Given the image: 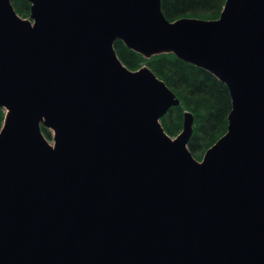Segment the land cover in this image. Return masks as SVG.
Segmentation results:
<instances>
[{"label": "water", "instance_id": "water-1", "mask_svg": "<svg viewBox=\"0 0 264 264\" xmlns=\"http://www.w3.org/2000/svg\"><path fill=\"white\" fill-rule=\"evenodd\" d=\"M27 1L0 0V264H264V0L174 21L163 0ZM117 41L226 85L201 161L193 114L171 138L180 100Z\"/></svg>", "mask_w": 264, "mask_h": 264}, {"label": "trees", "instance_id": "trees-1", "mask_svg": "<svg viewBox=\"0 0 264 264\" xmlns=\"http://www.w3.org/2000/svg\"><path fill=\"white\" fill-rule=\"evenodd\" d=\"M17 12L24 18L31 13L27 0H11ZM226 0H163L162 9L167 19L198 18L214 20L220 17ZM115 50L122 62L130 70H138L143 65L149 68L176 94L181 105L173 107L162 119L165 131L172 137L183 129L184 114L194 116L193 135L189 148L201 160L228 130L232 100L229 90L208 71L185 62L173 54H162L150 59L127 48L123 42L115 43ZM0 115V129L4 119ZM47 138L51 132L43 129Z\"/></svg>", "mask_w": 264, "mask_h": 264}, {"label": "rangeland", "instance_id": "rangeland-1", "mask_svg": "<svg viewBox=\"0 0 264 264\" xmlns=\"http://www.w3.org/2000/svg\"><path fill=\"white\" fill-rule=\"evenodd\" d=\"M232 110V109H231ZM183 130V129H182ZM48 140H49V142H50V144L51 145H54V141H53V139H52V137L51 138H48ZM192 152V151H191ZM193 153V152H192Z\"/></svg>", "mask_w": 264, "mask_h": 264}, {"label": "bare ground", "instance_id": "bare-ground-1", "mask_svg": "<svg viewBox=\"0 0 264 264\" xmlns=\"http://www.w3.org/2000/svg\"><path fill=\"white\" fill-rule=\"evenodd\" d=\"M147 66H148V65H147ZM162 126H163V125H162ZM163 128H164V127H163ZM181 132H182V131H181ZM181 132H180V133H181ZM166 133H167V132H166ZM180 133H179V134H180ZM167 134H168V133H167ZM179 134H178V135H179Z\"/></svg>", "mask_w": 264, "mask_h": 264}]
</instances>
